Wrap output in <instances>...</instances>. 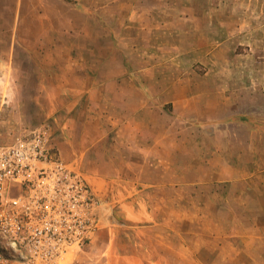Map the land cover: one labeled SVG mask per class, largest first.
Instances as JSON below:
<instances>
[{"label":"crops","instance_id":"obj_1","mask_svg":"<svg viewBox=\"0 0 264 264\" xmlns=\"http://www.w3.org/2000/svg\"><path fill=\"white\" fill-rule=\"evenodd\" d=\"M37 2V28L46 34L57 30L59 21L46 27L40 18L46 16L44 1ZM132 8L105 36L98 21L91 36L73 32L76 50L56 49L68 55L72 72L71 83L57 88L61 97L70 95L59 108L65 140L59 150L86 167L91 185L105 190L106 203L118 208L115 214L121 213L128 235L135 237L128 264H186L183 252L205 254L193 264H264V172L258 163L241 164V118L224 112V92L205 84V77L191 73L170 84L164 66H153L154 54L146 66H133L129 54L150 40L155 26ZM83 26L73 24L76 30ZM131 28L137 30L132 39ZM169 58L176 65L174 52ZM217 123L236 124L238 130H217ZM246 222H254L248 233ZM115 226L117 219L108 230L109 253L117 248ZM148 236L157 243L150 245ZM102 246L94 250L105 256Z\"/></svg>","mask_w":264,"mask_h":264},{"label":"rangeland","instance_id":"obj_2","mask_svg":"<svg viewBox=\"0 0 264 264\" xmlns=\"http://www.w3.org/2000/svg\"><path fill=\"white\" fill-rule=\"evenodd\" d=\"M19 1L0 0V138L13 143L33 130L48 126L59 158L87 180L101 202L100 230L80 249L71 248L57 264H97L99 257V264H110L109 259L111 264H128L130 243L135 237L128 235L121 213L115 214L118 208L106 203L110 202V197L105 190L99 192L91 185L86 167L79 165L75 157L65 158L59 150V143L65 142L57 122L59 108L70 95L63 94L62 98L57 88L71 83L72 72L66 67L68 55H58L56 49H64V53L76 50L74 39L71 40L73 32L91 36L98 31L94 29L98 21L103 24L105 36L112 22H120L122 17L125 21L132 5L144 23L155 26L152 31L149 26L150 40L133 48V53L129 54L133 66H146L148 55L154 54L153 66H164L165 78L170 84L192 73L205 77V84L212 85L215 91H223V100L229 102L224 103L229 107L224 112H230L229 116L235 119L241 118V164L258 163L264 172V0H43L46 16L40 18L46 27L49 21L53 26L58 21L61 24L49 34L37 28V0H24L23 11L17 13ZM75 22L85 28L74 29ZM127 32L131 39L137 35L134 28ZM55 37L59 38V43H52ZM90 39L87 43L92 44ZM171 52L178 56L176 65L169 58ZM217 106L214 103L212 107ZM219 117L215 116L216 122ZM219 128L231 133L238 130L236 124L217 123V130ZM114 218L119 238L115 244L117 252L109 253L106 243ZM253 224L246 222L244 231L248 233ZM99 238L102 242L97 244ZM157 240L155 236H148L150 245ZM95 244L103 245L100 251L108 254L103 256L99 250L95 251ZM182 255L186 264L205 256L187 252Z\"/></svg>","mask_w":264,"mask_h":264},{"label":"built area","instance_id":"obj_3","mask_svg":"<svg viewBox=\"0 0 264 264\" xmlns=\"http://www.w3.org/2000/svg\"><path fill=\"white\" fill-rule=\"evenodd\" d=\"M52 139L48 126L0 138V264H57L100 230L99 198Z\"/></svg>","mask_w":264,"mask_h":264}]
</instances>
